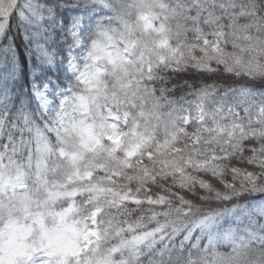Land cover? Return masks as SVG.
<instances>
[{"label":"snow or ice","instance_id":"obj_1","mask_svg":"<svg viewBox=\"0 0 264 264\" xmlns=\"http://www.w3.org/2000/svg\"><path fill=\"white\" fill-rule=\"evenodd\" d=\"M0 264H264V0H0Z\"/></svg>","mask_w":264,"mask_h":264}]
</instances>
